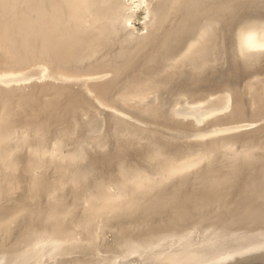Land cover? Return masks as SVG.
Listing matches in <instances>:
<instances>
[{"label":"bare ground","instance_id":"obj_1","mask_svg":"<svg viewBox=\"0 0 264 264\" xmlns=\"http://www.w3.org/2000/svg\"><path fill=\"white\" fill-rule=\"evenodd\" d=\"M214 2L0 9V260L264 264V52L233 26L201 39Z\"/></svg>","mask_w":264,"mask_h":264},{"label":"snow or ice","instance_id":"obj_2","mask_svg":"<svg viewBox=\"0 0 264 264\" xmlns=\"http://www.w3.org/2000/svg\"><path fill=\"white\" fill-rule=\"evenodd\" d=\"M245 2L246 0H215L213 3V7H217L222 9L225 12V15L222 16L220 20H209L205 21L200 27V36L201 39H205L211 36H214L221 27L225 26H233L235 31L244 36L245 42L242 45L241 54L244 55L245 50L248 52L260 50L264 52V39L260 41H255V36L257 35L255 18L248 15L245 12ZM178 3V0H173V7H175ZM200 4L193 3L189 5V7H199ZM27 7L30 9H35L41 16H63L69 23H71L77 16L78 12L82 8H92L95 7V4L92 3V0H30L27 4H20L18 2H11V0H0V9L3 10L4 14L7 16L12 10ZM133 7H142L145 10V19L147 20L151 16L150 8L151 4L149 0H139L137 5H133ZM256 7L255 4H248V10L251 11ZM261 9V20L264 21V0H260ZM126 23L131 24L130 21H126ZM226 31V27H225ZM145 32H147V28H145ZM259 34L264 37V22L261 23L259 28ZM191 51V47L185 51V53L177 57L175 60L171 61L169 64V69L174 70L176 66H178ZM252 126V125H249ZM238 131L239 129H232ZM213 135H217L218 133H212ZM39 155V153H36ZM196 159V163L192 164L191 167H197L199 164H202L204 160L210 159V156H207L203 153L198 155ZM190 168L182 169L181 171H187ZM176 170L174 168L170 169L168 173L165 174L162 179L170 178L171 175H175ZM148 184L153 183L152 179L147 181ZM144 183L140 184V187H143ZM101 211H106V209H101ZM11 239V233L6 232L4 234L5 244H8V241ZM79 241H52L53 252H58L63 249V247L68 243H78ZM35 248H40L41 245L39 243L34 245ZM247 251V250H246ZM0 264H19V261L16 259L11 260H0Z\"/></svg>","mask_w":264,"mask_h":264},{"label":"water","instance_id":"obj_3","mask_svg":"<svg viewBox=\"0 0 264 264\" xmlns=\"http://www.w3.org/2000/svg\"><path fill=\"white\" fill-rule=\"evenodd\" d=\"M137 24H138L137 21L136 22L132 21V23H131V25H134V26H137Z\"/></svg>","mask_w":264,"mask_h":264}]
</instances>
